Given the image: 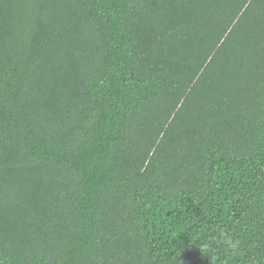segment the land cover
<instances>
[{
    "label": "trees",
    "instance_id": "trees-1",
    "mask_svg": "<svg viewBox=\"0 0 264 264\" xmlns=\"http://www.w3.org/2000/svg\"><path fill=\"white\" fill-rule=\"evenodd\" d=\"M0 264H264V0H0Z\"/></svg>",
    "mask_w": 264,
    "mask_h": 264
},
{
    "label": "clouds",
    "instance_id": "clouds-1",
    "mask_svg": "<svg viewBox=\"0 0 264 264\" xmlns=\"http://www.w3.org/2000/svg\"><path fill=\"white\" fill-rule=\"evenodd\" d=\"M221 242L228 247V249L233 253L237 254L239 250V242L233 240L231 237L222 234Z\"/></svg>",
    "mask_w": 264,
    "mask_h": 264
}]
</instances>
